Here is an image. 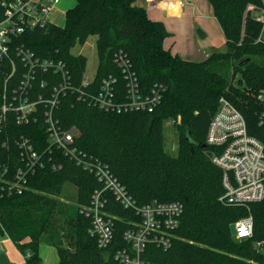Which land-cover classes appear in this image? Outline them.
I'll list each match as a JSON object with an SVG mask.
<instances>
[{
  "label": "trees",
  "instance_id": "trees-1",
  "mask_svg": "<svg viewBox=\"0 0 264 264\" xmlns=\"http://www.w3.org/2000/svg\"><path fill=\"white\" fill-rule=\"evenodd\" d=\"M210 2L227 49L213 51L201 61L167 49L165 23L152 19L137 0H76L65 13L64 26L52 22L19 38L42 57L66 61L80 82L89 59L72 49L95 35L97 81L115 73L123 85L114 60L115 52L123 51L145 88L155 83L165 86L163 100L153 111H106L77 100L72 93L62 98L58 111L64 125L77 128V145L109 164L139 204L155 199L184 203L171 246L148 247L155 264H264V250L256 246L257 241H264V203L250 205L254 235L236 239L233 223L249 210L220 200L225 192L223 171L213 162L212 147L206 143L209 123L222 96L244 113L252 134H264V102L258 97L264 89V41L258 40L262 24L247 12L248 4L261 5L263 0ZM10 69L0 65V89ZM168 120L178 134L177 154L166 148ZM45 127L44 121L18 125L9 120L0 132V163L8 165L9 174L13 175L20 162L18 151L4 147L3 141L9 135L25 134L41 148L47 143ZM67 182L77 186L76 204L62 197ZM2 184L0 180V188ZM98 186L94 174L67 159L62 169L38 170L30 174L28 188L22 193L2 195L0 191V232L24 254L31 252L27 264H43L42 242L57 248L60 264H118L114 251L125 245V220L134 216V210L124 208L108 193L107 210L119 219L113 244L101 248L89 231L91 219L83 211Z\"/></svg>",
  "mask_w": 264,
  "mask_h": 264
},
{
  "label": "built area",
  "instance_id": "built-area-1",
  "mask_svg": "<svg viewBox=\"0 0 264 264\" xmlns=\"http://www.w3.org/2000/svg\"><path fill=\"white\" fill-rule=\"evenodd\" d=\"M60 2L0 0V65L11 68L0 89V132H4L9 120L18 125L44 121L47 134V143L41 148H36L32 137L25 134L14 138L9 135L3 141L4 147L18 151L20 165L11 175L8 165L0 163V180L3 181L0 191L2 195L22 193L28 188L30 174L45 168L59 170L66 159L72 161L94 174L99 182L90 203L83 209L91 219L89 231L98 245L109 248L115 239L119 217L107 210L108 193H111L124 208L134 210V216L125 220V245L116 248L114 260L118 264H155L149 257L148 247L156 245L168 249L171 246L184 213V203L155 199L139 204L109 164L77 145V128L64 125L58 111L62 98L69 93L77 100L106 111H153L163 100L165 86L155 83L145 88L131 59L123 51L114 54L124 78L123 85L115 73L97 81V69L91 77L86 76V70L77 82L66 61L42 57L25 42H19L27 31L52 23V15ZM247 12L261 22L258 40L264 41V0L261 5L248 4ZM258 97L264 102V89L258 92ZM206 143L212 147L209 152L213 162L223 171L225 192L220 200L246 206L249 210V214L233 223L234 237L250 238L254 235L250 205L264 203V134L261 137L252 134L244 113L222 96L209 123ZM256 246L264 250V241H257ZM30 255L27 251L22 264H27L26 258Z\"/></svg>",
  "mask_w": 264,
  "mask_h": 264
},
{
  "label": "rangeland",
  "instance_id": "rangeland-1",
  "mask_svg": "<svg viewBox=\"0 0 264 264\" xmlns=\"http://www.w3.org/2000/svg\"><path fill=\"white\" fill-rule=\"evenodd\" d=\"M196 1L198 2V7H195V9L190 12L191 20L194 21L193 30L183 36L181 32L178 33L172 31L170 26L169 28L168 26H166L169 31V35H167V37L165 38V47L174 54L180 53L179 55H181L182 53H190L192 57L194 56L197 58L203 57L201 55L207 49H213L214 51H225L227 49L226 37L220 24L213 17L212 3L210 2V0H192V2L195 4ZM75 4L76 0H61L56 10L54 11V15H52V21L55 24L64 26L66 23V10L73 7ZM184 14H186V10L184 11ZM179 17L181 18L182 15L176 18ZM196 23H198V25L194 27ZM198 27L202 28L207 33V36L205 38H201L198 35ZM96 39L97 37L95 35L90 36L85 44H77V46L72 49V53L74 54L84 53L88 56L89 60L86 76L89 77H91L95 73L99 62ZM76 133H78V130H76ZM164 133L166 137L167 150H169L173 154H177L179 139L172 120H168L166 122ZM77 192V186L72 182H67L64 186L62 197L67 202L76 204L77 202H75V197L77 198ZM43 251L46 261H48L47 263L57 264L58 261L55 253L54 256L51 257V252L49 251V249H44Z\"/></svg>",
  "mask_w": 264,
  "mask_h": 264
},
{
  "label": "crops",
  "instance_id": "crops-1",
  "mask_svg": "<svg viewBox=\"0 0 264 264\" xmlns=\"http://www.w3.org/2000/svg\"><path fill=\"white\" fill-rule=\"evenodd\" d=\"M137 2L147 8L148 14L152 19L163 21L165 25L168 26V28L170 26L172 31L178 33L181 32L184 36L188 32L193 30L194 21L191 20L190 12L194 10L195 7H198L197 1L196 4L193 3L192 0H137ZM185 10L186 14H184ZM181 15V18H176ZM213 17L217 21L216 17L214 16V12ZM197 25L198 23H196L194 27H196ZM213 51V49L205 50L201 55L203 56L201 58H197L194 56L192 57L190 53H182L183 55L181 54V56L187 59L201 61L206 59ZM44 249H49V251L51 252V257H53L55 253L58 261L57 264H60V257L57 248L54 245L42 242L40 253L43 258V264H49L47 263L48 261H46V258L44 256ZM24 262L25 254L18 248L15 242L8 235L2 234L0 232V264H22Z\"/></svg>",
  "mask_w": 264,
  "mask_h": 264
},
{
  "label": "water",
  "instance_id": "water-1",
  "mask_svg": "<svg viewBox=\"0 0 264 264\" xmlns=\"http://www.w3.org/2000/svg\"><path fill=\"white\" fill-rule=\"evenodd\" d=\"M197 33H198V35H199L201 38H205L206 35H207L206 32H205L202 28H200V27L197 28ZM209 155H211L210 152H209Z\"/></svg>",
  "mask_w": 264,
  "mask_h": 264
}]
</instances>
